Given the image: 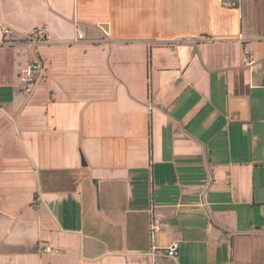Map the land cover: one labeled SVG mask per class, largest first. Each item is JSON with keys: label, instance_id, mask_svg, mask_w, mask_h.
Here are the masks:
<instances>
[{"label": "crops", "instance_id": "obj_1", "mask_svg": "<svg viewBox=\"0 0 264 264\" xmlns=\"http://www.w3.org/2000/svg\"><path fill=\"white\" fill-rule=\"evenodd\" d=\"M223 1L0 0V264H264V0Z\"/></svg>", "mask_w": 264, "mask_h": 264}, {"label": "built area", "instance_id": "obj_2", "mask_svg": "<svg viewBox=\"0 0 264 264\" xmlns=\"http://www.w3.org/2000/svg\"><path fill=\"white\" fill-rule=\"evenodd\" d=\"M223 3L224 5L233 6V7L239 5V1L237 0L223 1ZM4 34L6 36H9L8 40L5 41L6 43L12 44L16 42L14 41L13 29L11 27L6 26L4 28ZM79 37L83 38L84 34L80 33ZM27 39L29 42L37 45L38 43L50 42L52 39V36L46 27L40 26L36 28L34 31H32L31 33H29V35L27 36ZM44 70H45V66L43 62L39 61V59H33L27 65V67L24 69V75L22 76V81H23L22 90L25 93L31 94L34 91V89L36 88L37 84L39 83L40 79L43 76ZM179 248H180V242L178 240L173 241L171 245L167 247L166 249L167 255L170 257H176L178 255ZM43 250L47 252L57 251L56 249H54L53 247L49 245L45 246Z\"/></svg>", "mask_w": 264, "mask_h": 264}, {"label": "rangeland", "instance_id": "obj_3", "mask_svg": "<svg viewBox=\"0 0 264 264\" xmlns=\"http://www.w3.org/2000/svg\"><path fill=\"white\" fill-rule=\"evenodd\" d=\"M43 77V76H42ZM41 80V79H40ZM38 85V84H37ZM37 87V86H36Z\"/></svg>", "mask_w": 264, "mask_h": 264}]
</instances>
